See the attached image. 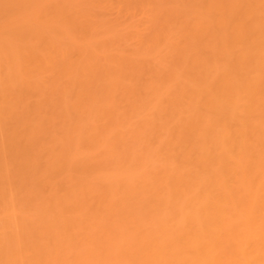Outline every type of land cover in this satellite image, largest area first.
Here are the masks:
<instances>
[{
	"label": "bare ground",
	"instance_id": "1",
	"mask_svg": "<svg viewBox=\"0 0 264 264\" xmlns=\"http://www.w3.org/2000/svg\"><path fill=\"white\" fill-rule=\"evenodd\" d=\"M0 264H264V0H0Z\"/></svg>",
	"mask_w": 264,
	"mask_h": 264
}]
</instances>
